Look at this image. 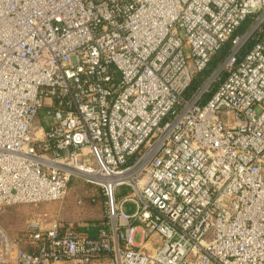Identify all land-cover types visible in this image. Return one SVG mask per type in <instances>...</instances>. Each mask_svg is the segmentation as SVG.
<instances>
[{
    "label": "built area",
    "instance_id": "built-area-1",
    "mask_svg": "<svg viewBox=\"0 0 264 264\" xmlns=\"http://www.w3.org/2000/svg\"><path fill=\"white\" fill-rule=\"evenodd\" d=\"M76 178L96 235L0 224V264H264V0H0V216Z\"/></svg>",
    "mask_w": 264,
    "mask_h": 264
},
{
    "label": "rangeland",
    "instance_id": "rangeland-1",
    "mask_svg": "<svg viewBox=\"0 0 264 264\" xmlns=\"http://www.w3.org/2000/svg\"><path fill=\"white\" fill-rule=\"evenodd\" d=\"M229 47V43L225 46ZM224 47V48H225ZM225 55L218 61L217 65H220L222 59ZM214 68H208V70L202 73V79L207 78L213 72ZM216 89V86L212 88V93ZM210 97V95L208 96ZM47 117L46 110H41L39 116L34 123V130L45 124V119ZM73 183L70 184L67 195L62 201H53V202H43L39 204H21L5 209V215L3 220L0 222L3 228L10 236H19L23 234L27 220L34 215H45L46 217H52L53 214L57 213V208L60 205L68 203V205L80 207L81 211L78 210V216L74 212L69 211L68 208L64 210L65 215L63 218L70 219L77 222H82L83 220H91L93 222H98L106 218V201L107 197L103 189L90 182H86L84 179H73ZM71 202L73 204H71ZM57 207V208H56ZM66 207V206H65ZM129 205L126 206V208ZM129 209V208H128ZM69 211V212H68ZM78 220V221H77ZM5 224V225H4ZM137 243L141 242V233H137L135 237Z\"/></svg>",
    "mask_w": 264,
    "mask_h": 264
},
{
    "label": "crops",
    "instance_id": "crops-1",
    "mask_svg": "<svg viewBox=\"0 0 264 264\" xmlns=\"http://www.w3.org/2000/svg\"><path fill=\"white\" fill-rule=\"evenodd\" d=\"M64 202L65 201H63V204L60 205V207H58V208L56 207L57 208V211H55V212H57V213L53 214V216L50 217V218L48 217V219L49 220H52V219L58 220L59 223H60V225H61V229L62 230L72 229L73 231H75L76 233H78L81 236H94V235H96V233L98 231V225H99V223L102 220H100L98 222H93L91 220H83L82 222H77V223L72 218H71V220L70 219H66L65 220L63 218V215H65V213H66V212H64V210L66 208H68L69 211L71 210V212H74L75 216L76 215L78 216V212H79L78 210L81 211V209H80V207L78 208L77 206H73V205H70V204L68 205L67 202H66V204H64ZM71 204H73V203L71 202ZM4 213H5V210L1 213V216H0L1 221L3 220V217L5 215ZM0 224H1V222H0ZM23 236H24V232H23V234H21L19 236L18 235L17 236H15V235L13 236L12 235L11 237L12 238H23ZM23 247L26 250H32L33 249L31 246H29L27 244H23ZM56 264H67V263H63L62 262V263H56Z\"/></svg>",
    "mask_w": 264,
    "mask_h": 264
},
{
    "label": "trees",
    "instance_id": "trees-1",
    "mask_svg": "<svg viewBox=\"0 0 264 264\" xmlns=\"http://www.w3.org/2000/svg\"><path fill=\"white\" fill-rule=\"evenodd\" d=\"M228 50V48L227 47H225L223 50H221L213 59H212V61H211V63L209 64V68H214L216 65H217V63H218V61L224 56V54L226 53V51ZM208 70V69H207ZM206 70V71H207ZM205 71V72H206ZM200 77H202V76H200ZM201 79L202 78H199V80H197L194 84H193V88L194 87H196L197 85H198V83H200V81H201ZM73 183V181L71 182V184ZM29 251H31V250H29Z\"/></svg>",
    "mask_w": 264,
    "mask_h": 264
},
{
    "label": "bare ground",
    "instance_id": "bare-ground-1",
    "mask_svg": "<svg viewBox=\"0 0 264 264\" xmlns=\"http://www.w3.org/2000/svg\"><path fill=\"white\" fill-rule=\"evenodd\" d=\"M108 185H110V184H108Z\"/></svg>",
    "mask_w": 264,
    "mask_h": 264
}]
</instances>
